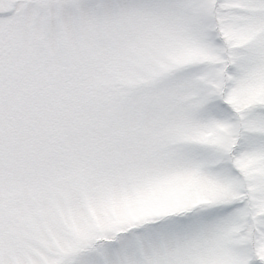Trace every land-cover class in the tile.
I'll use <instances>...</instances> for the list:
<instances>
[{
	"label": "snow or ice",
	"instance_id": "snow-or-ice-1",
	"mask_svg": "<svg viewBox=\"0 0 264 264\" xmlns=\"http://www.w3.org/2000/svg\"><path fill=\"white\" fill-rule=\"evenodd\" d=\"M0 264H264V0H0Z\"/></svg>",
	"mask_w": 264,
	"mask_h": 264
}]
</instances>
